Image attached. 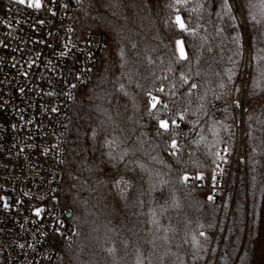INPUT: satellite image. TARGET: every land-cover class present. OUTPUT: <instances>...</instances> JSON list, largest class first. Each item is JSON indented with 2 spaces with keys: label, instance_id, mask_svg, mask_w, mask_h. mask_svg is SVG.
<instances>
[{
  "label": "trees",
  "instance_id": "trees-1",
  "mask_svg": "<svg viewBox=\"0 0 264 264\" xmlns=\"http://www.w3.org/2000/svg\"><path fill=\"white\" fill-rule=\"evenodd\" d=\"M239 7L253 52L246 163L221 207L210 178L219 147L232 144ZM71 20L81 34L103 33L105 46L65 124L60 204L77 234L55 242L56 263L264 264V0H76Z\"/></svg>",
  "mask_w": 264,
  "mask_h": 264
},
{
  "label": "built area",
  "instance_id": "built-area-1",
  "mask_svg": "<svg viewBox=\"0 0 264 264\" xmlns=\"http://www.w3.org/2000/svg\"><path fill=\"white\" fill-rule=\"evenodd\" d=\"M75 1L51 0L40 8L14 2L0 10V264H57L55 242L77 234L73 211L60 204L65 124L76 89L91 83L105 36L75 29L71 20ZM237 21L242 68L239 94L233 90L230 100L232 144L219 147L221 161L210 178V197L221 207L232 175L246 163L253 59L240 7ZM151 100L166 105L164 99ZM216 117H222L219 110ZM178 149L176 144L173 150ZM187 181L203 185L207 179L189 175Z\"/></svg>",
  "mask_w": 264,
  "mask_h": 264
},
{
  "label": "snow or ice",
  "instance_id": "snow-or-ice-1",
  "mask_svg": "<svg viewBox=\"0 0 264 264\" xmlns=\"http://www.w3.org/2000/svg\"><path fill=\"white\" fill-rule=\"evenodd\" d=\"M16 2L19 4H25L26 0H16ZM176 3H181V0H176ZM27 4H28V7H35V8H40L42 6L40 3V0H27ZM175 22L179 25L181 30H185V23L179 15L176 16ZM176 44H177V48H178V51L180 54V58L181 59H187L188 57L184 51L183 42L180 40H177ZM193 87H195V85H193ZM153 99H155V98H153ZM153 107H155V104H153ZM173 123H175V121H173ZM160 127L167 130L169 125L166 121H161ZM172 146L176 147L175 141H173ZM184 179H185V181H187L188 177L185 176ZM210 199H211V197H210ZM40 211H41L40 209H37L36 214L39 215ZM200 235H204V234L200 233ZM141 264H142V262H141Z\"/></svg>",
  "mask_w": 264,
  "mask_h": 264
},
{
  "label": "rangeland",
  "instance_id": "rangeland-1",
  "mask_svg": "<svg viewBox=\"0 0 264 264\" xmlns=\"http://www.w3.org/2000/svg\"><path fill=\"white\" fill-rule=\"evenodd\" d=\"M16 1V0H15ZM40 3H41V5L43 4V0H40ZM25 5H28L27 4V0H26V3H25ZM250 39H251V37H250ZM251 46H252V44H251ZM183 47H184V45H183ZM177 51H178V48H177ZM184 51H185V53H186V50H185V47H184ZM253 53V52H252ZM178 55L180 56V54H179V51H178ZM252 59H253V54H252ZM241 64H242V59H241ZM239 81H241V80H239ZM240 87H241V82L239 83V90H240ZM239 90H238V92H237V96H238V94H239Z\"/></svg>",
  "mask_w": 264,
  "mask_h": 264
}]
</instances>
